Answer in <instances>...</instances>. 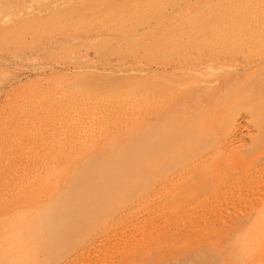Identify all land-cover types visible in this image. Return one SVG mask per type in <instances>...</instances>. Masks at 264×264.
I'll list each match as a JSON object with an SVG mask.
<instances>
[{
  "label": "rangeland",
  "instance_id": "1",
  "mask_svg": "<svg viewBox=\"0 0 264 264\" xmlns=\"http://www.w3.org/2000/svg\"><path fill=\"white\" fill-rule=\"evenodd\" d=\"M52 1L51 0H0V32L2 34L4 32L3 37H2V34L0 33V39H1L0 41V47H1L0 49V264H60V262L61 264H63L64 260L66 261L67 259H71L74 256L75 251H76L75 249L77 248V246H79V244H81L79 240H83L82 238L77 239L76 236H72V235L68 237V235L65 236V234L63 233L64 235L62 234V236L65 239V241L63 238L62 239L56 238L55 244H52L53 242L50 243L53 246V249H52V246L49 245V242H46L48 241V239H46L45 237L46 241L43 240L42 236H46V235L40 229L41 228L40 221H43L45 211H46V208L43 210V207L47 205L45 198H46V195L48 194L46 193V191L48 192V190L46 188V184L44 181L46 180V178L49 177L48 174L53 175L55 171H56L55 173L56 176L62 175V173L57 172V170H58V165L63 163V160L65 157L61 155L60 149L58 148L64 143H66L67 145H70L73 143L72 140H70L72 138L70 137V135L73 134V130L75 131V133L78 131L79 132L81 131L82 134L84 133L83 139L87 140L86 141L87 143L91 141L93 144H101L104 146L106 144H108L106 146H118V145H121L122 143V144L131 146V144L136 145L135 144L136 139L141 140L142 137L144 138L146 137V139H144V140L148 139V141L145 142L146 145L145 143L144 144L141 143V144L148 146L149 143L151 144L153 143V141L149 142V140L151 139L153 140L154 135H156L155 139L156 137L159 138V141H160V138L161 139L164 138L163 135L165 133L163 134L161 130L165 132L168 129L169 131L167 130V132L169 134L167 132L166 134L171 135L172 133H175L176 135V134H180L179 133V131H181L180 126L182 127V125H183V129L185 132H186L185 130L186 128L187 130L194 131V132L189 131L191 133L189 134L192 135L191 137L193 140H190V136L187 135L186 133L185 134H186L187 141L184 136L183 137L180 136L181 134L179 135L180 140L177 138V136L175 137V135L174 137L175 139L177 138V140H175L173 136L168 137V135H165V137L167 136L168 138L166 137L165 139H163V143L161 141V145L159 146L162 148H165L168 146V148L171 149V147L175 148L180 145L182 146V144L184 145L185 143L187 146L190 147L191 146L190 143L195 144L196 142L197 144L196 145L193 144L190 150H191V153L203 154L206 157V160H205L206 163H204V167H203L205 171L202 174L203 176H201L202 178L200 177L201 178L200 181L201 182L203 181L201 186L205 187V189L203 187L205 192L208 190V192L210 193L206 192L207 194L206 195L204 191H201L203 189L199 185L196 189L190 191V193H188V197L190 196V198H193L194 200V201H191L193 203L190 204L191 206L192 204H194L192 207L188 205L189 209L191 207L190 211L186 206H184L185 201L182 200L180 195L176 196V198H174L173 200L162 199V203L164 204L165 203L168 204L172 201H175L176 203L175 206L177 205L178 207V209L176 208L177 211L176 210L175 211L177 212L178 216L175 215L172 218V220H169L168 222L167 221L164 222L163 220L161 221L159 219L157 221L158 225L153 224L154 225L153 228H150L151 226H149L148 224L145 225L146 223H144L143 225L142 224L137 225L139 227L141 226L145 230L141 229V227H140L141 229L140 230L138 229L139 227L137 228L135 226V228L137 229L134 228L135 230L133 229V231L136 232V230H138L136 233L132 231L133 227H128L127 229L124 230V233L126 232L128 237H126V234H124L123 236V234L120 233V235L118 234L116 236V239H115L116 241H114L113 239L109 241V243L105 242L103 244H99L98 245L99 248L93 246V244H90L91 247L88 246V248L90 249L87 250L86 248L87 246H85L84 250L85 248L86 250L85 251L83 250L82 252L83 255L80 254L78 256H75V258L70 260V262H72L71 264H164V263L166 264L167 263L168 264H176V263L177 264L178 263L179 264H192L191 262H193L194 260H197L200 263L205 261L206 263H209V264H264V214H263L264 208L260 210L262 214L259 213L260 211L252 212V214L247 216L246 218L239 219L240 217H242V213L244 212L243 211L244 208L241 210L243 206H251V204L254 205L255 204L254 201L256 202V198H258L259 196L264 197V192H263L264 190H262L264 189L263 188L264 185L262 182L259 183V182L254 181L253 184H255L257 187L253 185L252 183H249L248 185L245 186L244 184L245 182L243 181L244 177L241 176V174L239 173V169L241 172V171L247 170L251 166V164L253 166L255 164H258V166H260L261 163L264 162V140H263L264 139V125H263L264 124V118H263L264 112L263 110H261V113L260 112L258 114L256 113L253 116L251 115L244 116V114L243 115L240 114L241 116L245 117L244 120L246 119L245 122L242 121L244 123V125L242 123V127H241L242 133L240 131H235L233 129H232V132L228 131L229 128H231L230 121L234 113H236L238 110L242 111V109H244L246 105H250V103L257 104L258 102H262V100L264 99V96H263L264 94L261 93L264 91H260L261 89H264V88L262 85L258 84L259 82L262 83L263 81L257 79V78H260V76L258 77V75L256 79L254 77V75H256L255 73L258 74L259 72H260L259 73L260 75H264L263 73L264 71L262 70V68L264 67H261L264 65V61H263L264 53H262L264 51L262 50L261 52L260 50L261 48L264 49L263 48L264 39H260L262 43L259 41V38L264 37V26H263L264 18L262 19V17L264 16L263 14L264 13V3H263V6L262 4H260L264 2V0H257V2L256 0H249L251 2H248L247 0L246 3L243 2L245 0H240L241 3L242 2L244 3V4L242 3L243 5L239 2V0H237V2L236 0H230V1L226 0L227 2L224 0H219V2L218 0H180V1L179 0L178 1L177 0H170V1L169 0H165V1L164 0H156V1L155 0H138V1L137 0H132V1L130 0L128 1L127 0H107V1L106 0H103V1L101 0H55L53 2ZM124 1L131 2V3L130 4L126 3V4H129V5H126L124 4L125 3ZM229 3L231 6H229ZM259 4L262 6V8H259L260 7ZM218 5H220L219 12L217 9ZM247 5H249V7L252 6L253 8L250 7L249 9ZM254 5H257L256 7L259 8L260 10L256 9ZM54 7H57V8H54ZM62 7L64 8V10H62L63 9ZM239 7L241 8L239 9ZM245 7H247L249 10L246 11L247 8ZM225 8H227V10H223ZM251 8L253 11L251 10ZM73 9L75 11L76 10L78 11L79 9L80 13L79 11L75 12ZM194 10L196 12H194ZM234 10L235 12L237 11L235 13L236 15H234ZM255 10L257 11L258 16H256V18H253V15L254 14L256 15ZM65 11L68 14H66ZM122 11L125 13H123ZM132 11H133V14H132ZM258 11H259V14L261 12L260 14L261 18L259 17L260 15L258 14ZM43 12L46 13V15ZM55 13H56V16H55ZM70 13L72 14L70 15ZM244 13L246 15L251 13V15L249 14L250 15L249 17L252 16V18L249 19L248 16L246 17ZM207 14L209 16H207ZM218 14L220 15V17ZM60 15H62V17ZM216 15L218 18L216 17ZM243 15L245 16V19ZM213 16L215 18H213ZM231 16H233V18H230L231 20L230 21L229 17ZM207 17H210L212 20H210V18H207ZM240 17H242L243 20H241L242 18L240 19ZM20 18L22 19L23 22L21 21ZM224 19H227V20H224ZM256 19L257 21L258 20L260 21L256 23V21H254ZM244 20L247 22L246 24H250V25L252 24L251 28L249 25L246 26L245 24H240V23H243ZM261 20L263 22H261ZM35 21L38 24H36ZM249 21H251V23H249ZM54 22H55V25H54ZM173 22L174 24H172ZM62 23H64L66 26ZM122 23L124 24V26ZM119 24L120 25L122 24V25L120 26ZM170 24L173 25L174 28L171 27ZM183 24L186 25L187 27L186 26L184 27ZM221 24H223V26L226 25L225 28ZM232 24L235 25L234 27H236L237 25L238 27H236V29L238 30H236L235 28L233 29ZM177 25L182 28L181 31H180V28L177 27ZM218 25H221L220 28H218L219 27ZM256 25H258L259 27H257ZM8 26H10L11 28ZM239 27L242 30H240ZM253 27H257L258 30L260 29L261 31L255 30L257 28H253ZM13 28L16 29V31L13 30ZM50 28L52 31L50 30ZM221 28L222 29L224 28L222 32H221L222 30ZM247 28H250V29H247ZM146 29L148 30L146 31ZM177 29H179V31ZM226 29L227 31L225 32ZM245 30H248V31L253 30L254 32L253 31L247 32ZM161 31L163 33H161ZM184 32L186 33V35H189L185 37L187 39L184 38V35H185ZM195 32L196 34L197 33L198 34L196 35ZM210 33H212L211 36H210ZM248 33L252 35H249ZM6 34L7 36L9 35L8 36L9 38L8 37L6 38ZM151 34H154V35L152 36ZM219 34H221L222 36H220ZM242 34H244V37ZM247 34L249 36H246ZM150 35L152 36L151 38H150ZM168 35L171 37V39ZM208 35L210 38H208ZM215 35H218L219 37ZM180 36H181V40H179ZM190 36H191V39L188 38ZM232 36H234V39ZM173 37H175V39H173ZM197 38L198 40L200 41L202 40V41L201 42L198 41ZM215 38L217 41L215 40ZM235 38L236 40H238V42L240 41L241 44L239 42L240 45H237L238 47L235 44H234L235 45L234 47L233 46L230 47L231 44L234 43L232 39L235 40ZM255 38L256 40H254ZM144 39L146 41L148 39L149 42L151 43H149L148 41H147L148 43L147 42L145 43ZM172 39L175 40L174 43ZM209 39L214 40V43H215L214 46H213L212 40L209 41L208 43L207 40ZM226 39L229 41H227ZM182 40L184 41V43ZM141 41H144V44H142L143 42ZM196 41H198L199 43ZM221 41H223L224 44ZM250 41H253L256 44L255 46L256 48H258L257 45H261L260 46L261 48L259 47L260 49H254L255 47L251 45L254 43L253 42L251 43ZM73 42L74 44L76 43L75 44L76 46L73 44ZM229 42L230 43L232 42V43L230 44ZM238 42L236 41L235 43L238 44ZM247 42H250V44L248 43L246 47L245 44ZM12 43L14 45H12ZM17 43L18 45H16ZM135 43L137 45H135ZM155 43L156 45H154ZM165 44L168 45L170 49ZM173 44H176V45L174 46ZM209 44H210V47H207L209 46ZM225 44L227 47L225 46ZM248 45L249 46L251 45V46L248 48ZM66 46H67V49L70 46L68 52L67 50L66 52L64 50L66 49L64 48ZM58 47L59 48L62 47V49H58ZM136 47L137 48L139 47V48L136 50ZM252 47L254 51H252L251 49ZM124 48H126V50ZM152 48H154L156 51ZM245 48L248 51L245 50ZM183 49H184V52H183ZM240 49H243L245 53L241 51ZM144 50H147V51H144ZM257 50H260V51H257ZM151 51L152 53H154L153 55L150 54ZM251 51L254 54H252ZM197 54L199 55V57H197L198 56ZM258 54L260 55L257 56ZM158 56H160L161 58ZM258 57L260 59H263L262 60L263 62ZM257 63L258 65H256ZM239 64L240 65L242 64V65L239 66ZM250 64L254 66L252 67ZM261 71L263 72L261 73ZM250 72L254 74L253 75L254 78L250 77V75L252 76ZM128 73H129V76H131L130 78L128 76ZM248 75L250 78L248 77ZM246 76L248 78L247 79L248 82L245 79ZM114 79L117 81H115ZM261 79L264 80V76ZM255 80H259V82L256 83ZM109 81H111V84ZM144 83L145 84L147 83L146 85L148 89L146 85H144ZM239 83L242 85H240ZM83 84H86L87 86ZM106 84H108V87L106 86ZM250 84L251 85L255 84L253 86H255L257 89H255L254 87H251ZM92 85H94V87ZM243 85H246V87H243ZM260 86H262V88ZM105 87L107 88V91L112 90L111 92L113 95L111 94L110 91L106 92V90L104 89ZM135 88L138 91H136ZM195 88H197V90ZM103 89H104V92L102 93ZM131 89H134L135 91L132 90L131 92ZM87 90H89L88 93L91 92L90 95H87L88 94ZM82 91H84L85 93ZM98 92H100L101 94H105L106 92V95H104V97L101 94L97 95ZM140 92L143 93L142 98L133 97L137 94H140ZM256 92L257 94L259 93L258 96ZM77 93H82V96L81 94H77ZM252 93L256 94L255 99L258 98L259 99L257 100L258 102H254L252 99L247 101V99L253 96ZM244 94H246V96H244ZM94 95H96V97H94ZM120 95H123V96H120ZM217 95H218V99H217ZM99 96L102 98H100ZM210 97L211 98L216 97L217 100H215L214 98L211 99ZM196 98H198L200 101L203 100L202 103L206 102L205 105L202 104L203 108L208 105H210V107L212 106V108H209V107L204 108V110L205 109L207 110L208 108L211 109L209 111L205 110L207 113L209 112L210 116L209 114L205 115L207 113L204 112V110H200L201 108L198 109L200 111H198L197 109L193 107L187 109L188 107L186 106V104L188 103L189 99L194 100ZM242 98L245 100V102L243 101V103L241 102ZM234 101L236 102L237 105L236 104L234 105L235 103ZM228 102L229 104L227 106ZM223 104H225V106ZM181 105H185L187 108L186 107L184 108H186L187 111L184 110V108L182 110ZM232 105L233 107H231ZM93 107H95L96 109ZM190 109L194 111L193 113H196V115L195 114L190 115L192 113V112L191 113L188 112V110L190 111ZM195 110H197L198 113L195 112ZM62 111L64 112L62 113ZM90 111L93 114L94 113L95 114L93 116L89 115ZM87 112H88V114H86L87 116L82 118L81 122H80V119L78 122L77 120L75 122V117L77 116V114L82 115L83 113H87ZM172 112H174L175 115H173L174 113ZM203 112H204L205 118L206 116H209L207 117L209 118V120L202 118L203 119L202 121L200 119V117H204L202 115ZM142 113L143 114L146 113V114L143 116ZM185 113L186 114L188 113L191 116V119L192 117L194 118V120L196 119L194 123L192 121H189L190 119L189 120L186 119V117H189L188 114L186 116H181L182 114H185ZM225 113L226 114L228 113V114L226 115ZM54 114H55V117L53 118L52 116H54ZM137 114L138 116L136 117ZM141 114H142V117H140ZM147 114H149L150 116L148 117ZM177 114L178 115L180 114L181 117H179ZM197 115H200L199 117L200 121H197L198 120ZM162 116L165 119H162L161 118ZM175 116H178V117H175ZM253 117L255 118L257 117L256 121H255V118ZM50 118H53V120ZM69 118L70 119L74 118V120H70ZM91 119L93 120L91 121ZM112 119L114 121H112ZM173 119L174 120L178 119V120L174 121ZM253 119H254L253 124L255 126L250 122V120H253ZM182 120L183 121L188 120V121L187 123L182 122L180 123L181 125L178 126L177 123L181 122ZM66 121L70 122V124L68 123L69 127H71V125L72 126L74 125V126L71 127L72 129L69 128L71 129L70 133H67L66 135H63L62 138H59L56 135V132L62 128L64 129L68 127L66 126L67 125ZM84 121L85 123H83ZM172 121L174 124L171 123ZM258 121H262L263 123L260 122L261 123L260 124ZM190 122L193 125L192 124L190 125ZM195 122L199 126L200 124H204L200 126L201 130L200 129L193 130V127L195 128L198 127V126L196 127L197 124H195ZM223 122L226 124H224ZM255 122H257V124H255ZM53 123L54 124L57 123V125L56 124L54 125ZM248 123H251L252 127H247V126H251V124H248ZM126 125L131 126V127H126ZM162 125H164V128ZM92 126H96V127L93 129ZM202 126H204L205 128ZM245 126H246L247 131L245 130ZM176 127L178 130L176 129ZM188 127H191V128L188 129ZM89 128H91V130ZM251 128H254L253 132L250 131L252 130ZM101 129H103L104 131L107 130L106 131L107 134ZM204 129H207V130H204ZM176 130L178 133H176ZM150 131H152L155 134H153ZM226 131H228L229 133L227 132L228 134H226ZM144 132L147 133L148 137L143 136ZM199 132L200 134L198 135ZM233 132L234 134L231 137ZM116 133L117 134L119 133L118 136L115 135ZM158 133L162 134L161 135L162 137ZM193 133H194V136H193ZM201 133L203 135L206 133L205 135L209 140L205 137V135L204 136L201 135ZM102 134L103 136L104 135L105 136L104 138L100 137L101 138L100 140L99 135L102 136ZM136 134H139L142 137L138 138L139 136H137ZM195 135H196V138L201 137V139L200 140L195 139ZM239 135H240V138H239ZM242 135L243 137L245 135L248 139L247 138L241 139ZM110 136L111 137L115 136V137L111 138ZM235 136H238V137H235ZM95 137L97 138V140L95 139L96 141L94 140ZM237 138L240 139L239 142H237L238 141ZM51 139L54 140V143ZM251 139L254 141H251ZM98 140L100 141L98 142ZM179 141L181 142L179 143ZM204 142L206 143L205 146L203 145ZM233 142L234 143L236 142V143L234 144ZM50 143L53 145H51ZM197 145L198 146L200 145V146L198 147ZM201 146L204 148H202ZM196 147L198 149H196ZM168 155L167 157L165 155H161V158H163L165 162L174 161V160L178 161L180 159L179 158L180 155L177 152L175 153L171 152ZM73 158L74 156L71 157V160ZM46 160L51 161V164H47ZM34 172L36 175L34 174ZM36 182L38 183L36 184ZM32 184H35V185L32 186ZM44 184L45 186H43ZM258 185L259 187L261 186V188H259ZM249 186H251V188ZM206 187H207V190H206ZM200 192L201 194H199ZM37 193H38V196H36ZM214 193H217V194L214 195ZM202 194H205V195L203 196ZM39 195H41L40 199H38ZM240 195L241 196L243 195L244 197H241ZM199 197H201L203 200H201V198ZM181 201H184V204L181 205V203H183ZM199 204L200 206H198ZM165 208H167V206ZM178 211L180 212V214ZM186 211L189 213L191 212V214H189L190 218H188L189 221L187 219L188 216L184 217L185 215H187L185 213ZM34 212H37V214L40 212L39 218L41 217V212H42V218L40 221H38L39 223L36 220V218H38L36 216L38 215H36V213ZM181 213L183 215H181ZM253 213L255 215H253ZM256 213L258 214L256 215ZM33 215L34 216L36 215L35 218ZM32 218H33V221H32ZM185 218L187 220H185ZM237 220H239L238 223H237ZM33 222L34 223L36 222L37 225H34ZM30 223H32L33 225ZM167 225H169V227ZM170 225H171V228H170ZM143 226H145L146 228L148 226L149 230L151 231H149L148 229L146 230V228ZM250 226L251 228L249 229L248 227ZM29 227L30 229L31 227H33L34 229L36 228V229L33 231V228H32L31 232L28 233ZM37 227L40 230H38ZM130 228L131 230H129L128 232L127 230ZM154 229H156L155 234L153 231ZM252 229L253 231H251ZM36 230L38 232H35ZM142 230L146 231L145 232L146 234L149 232L147 234L149 236L152 232L151 236L148 237ZM172 230L174 232H172ZM162 231L164 232L165 235L163 234L161 235ZM169 231L171 233H169ZM27 233L28 234L33 233L31 234V236L34 235L35 233L34 235L35 238H33V236L32 238L31 237L27 238L29 237ZM128 233H131V235ZM137 233L139 235H143V237L141 238V236L137 235ZM166 233L172 234L174 238ZM175 233L179 237V239L172 241L171 239L176 238V235H174ZM251 234L252 235L255 234L257 238L256 237L253 238ZM158 235H161L162 239ZM167 235H168V239L167 237H165ZM163 236L165 238V241L163 239ZM248 236H250V238H248ZM251 237L253 238V240H251ZM26 239L27 240L30 239V240L26 241ZM153 239L155 240V242H153ZM156 239L158 241L160 240V242L158 243ZM70 240L73 241L71 242V244H69ZM57 241L58 242L60 241V243L58 244L59 246L57 245ZM241 241L243 243H241ZM61 242H63L64 244L66 243L65 244L66 247L64 249H63L64 246L62 247L63 243ZM46 243H48L46 245L47 247H45ZM75 244H76V247H75ZM67 245L69 247H67ZM253 245L254 247L252 248L251 246ZM245 246H247L248 248ZM93 247H95L94 250H93ZM44 249L46 250L44 251ZM43 251L47 252V255L48 254L51 255L52 258L50 259L49 258L50 256L45 257L46 254L44 255ZM51 251H53L52 253H54V255L49 253ZM58 251H61L62 256H61V253ZM32 252H33V255H32ZM57 252L60 253L59 257H58ZM43 255L45 258H43ZM208 257L210 259H208ZM167 259L168 260L170 259V260L166 262ZM29 260L31 261V263ZM41 260H44V261L42 262ZM175 260H177V262ZM70 262H68L67 264H70Z\"/></svg>",
  "mask_w": 264,
  "mask_h": 264
},
{
  "label": "bare ground",
  "instance_id": "2",
  "mask_svg": "<svg viewBox=\"0 0 264 264\" xmlns=\"http://www.w3.org/2000/svg\"><path fill=\"white\" fill-rule=\"evenodd\" d=\"M52 1V0H51ZM53 1H55V0H53ZM52 1V2H53ZM101 1H103V0H101ZM107 1V0H106ZM128 1V0H127ZM130 1H132V0H130ZM138 1V0H137ZM156 1V0H155ZM165 1V0H164ZM170 1V0H169ZM178 1V0H177ZM180 1V0H179ZM224 1H226V0H224ZM227 1H230V0H227ZM226 1V2H227ZM246 1L247 0H245V1H243V2H245L246 3ZM125 2V1H124ZM133 2H135V1H133ZM148 2V1H147ZM218 2H219V0H218ZM225 2V3H226ZM232 2V1H231ZM236 2H237V0H236ZM235 2V3H236ZM239 2L241 3V1L239 0ZM242 2V3H243ZM248 2H251V1H249L248 0ZM256 2H257V0H256ZM260 2V1H259ZM49 3H50V1H49ZM62 3V2H61ZM72 3V2H71ZM104 3H105V1H104ZM126 3H131V2H125L124 4H126ZM137 3V2H136ZM155 3H157V2H155ZM165 3V2H164ZM164 3H162V4H164ZM177 3V2H176ZM179 3V2H178ZM241 3V4H242ZM255 3V2H254ZM263 3L264 2H262V3H260V4H262V6H263ZM67 4V3H66ZM65 4V5H66ZM73 4V3H72ZM109 4V3H108ZM129 4H126V5H129ZM221 4V3H220ZM244 4V3H243ZM242 4V5H243ZM256 4H258V3H256ZM259 4V5H260ZM41 5V4H40ZM64 5V6H65ZM68 5V4H67ZM112 5V4H111ZM126 5H124V6H126ZM137 5H139V4H137ZM156 5H158V4H156ZM185 5V4H184ZM217 5V4H216ZM233 5V4H232ZM235 5V4H234ZM252 5H253V3H252ZM259 5H258V7H259ZM62 6V5H61ZM73 6V5H72ZM163 6V5H162ZM200 6H202V5H200ZM204 6V5H203ZM219 6L220 5H218L217 7V9H218V12L220 11L219 10ZM229 6H231L230 5V3H229ZM239 6V5H238ZM255 7L257 6V5H254ZM262 6L260 5V7L259 8H262ZM76 7V6H75ZM85 7V6H84ZM83 7V8H84ZM114 7V6H113ZM126 7H128V6H126ZM125 7V8H126ZM134 7V6H133ZM138 7V6H137ZM140 7H141V5H140ZM150 7V6H149ZM154 7H155V5H154ZM161 7V6H160ZM164 7V6H163ZM198 7V6H197ZM236 7V6H235ZM242 7V6H241ZM241 7H239V9L241 8ZM247 7L250 9V7H252V6H250L249 7V5H247ZM247 7H245V8H247ZM54 8H57V7H54ZM63 8V7H62ZM82 8V9H83ZM130 8V7H129ZM128 8V9H129ZM157 8V7H156ZM162 8V7H161ZM199 8V7H198ZM246 9V11L247 10H249V9ZM253 8V7H252ZM252 8H251V10H252ZM259 8H257L256 7V9H259ZM147 9V8H146ZM154 9V8H153ZM213 9V8H212ZM232 9V8H231ZM234 9V8H233ZM57 10V9H56ZM62 10H64V8L62 9ZM70 10V9H69ZM74 10V9H73ZM72 10V11H73ZM118 10V9H117ZM125 10V9H124ZM168 10H170V9H168ZM197 10V9H196ZM202 10H203V8H202ZM223 10H227V8H225V9H223ZM238 10V9H237ZM245 10V9H244ZM243 10V11H244ZM250 10V11H251ZM260 10V9H259ZM263 10V9H262ZM33 11H35V10H33ZM32 11V12H33ZM51 11H52V9H51ZM60 11V10H59ZM75 11V10H74ZM78 11H79V9H78ZM77 10L75 11V12H78ZM116 11V10H115ZM127 11V10H126ZM138 11V10H137ZM162 11V10H161ZM200 11V10H199ZM243 11H242V13H243ZM253 11V10H252ZM256 11V10H255ZM47 12V11H46ZM62 12V11H61ZM60 12V13H61ZM119 12H120V10H119ZM123 12V11H122ZM194 12H196L195 10H194ZM193 12V13H194ZM203 12V11H202ZM212 12H213V10H212ZM233 12V11H232ZM237 12V11H236ZM235 10H234V15H236L235 13ZM239 12V11H238ZM34 13V12H33ZM44 13V12H43ZM64 13V12H63ZM65 13L66 14H68L66 11H65ZM79 13H80V11H79ZM123 13H125V12H123ZM127 13V12H126ZM206 13V12H205ZM217 13V12H216ZM222 13V12H221ZM227 13V12H226ZM253 13V12H252ZM45 15H46V13H44ZM54 14V13H53ZM72 13H70V15H71ZM78 14V13H77ZM117 14V13H116ZM132 14H133V11H132ZM191 14V13H190ZM202 14V13H201ZM209 14H210V12H209ZM230 14H232V13H230ZM229 14V15H230ZM245 14V13H244ZM250 15H251V13H249ZM246 15V17L248 16V18L249 19H251L252 18V16L251 17H249L250 15ZM258 14H259V11H258ZM260 14H261V12H260ZM259 14V15H260ZM264 14V13H263ZM262 14V15H263ZM51 15V14H50ZM49 15V16H50ZM59 15V14H58ZM80 15V14H79ZM140 15V14H139ZM156 15V14H155ZM214 15V14H213ZM219 15V14H218ZM228 15V14H227ZM253 15V14H252ZM255 15V14H254ZM254 15H253V18H256V16H258L257 15V11H256V15H255V17H254ZM32 16H34V15H32ZM37 16H39V15H37ZM48 16V17H49ZM53 16V15H52ZM51 16V17H52ZM55 16H56V13H55ZM61 17H62V15H60ZM65 16V15H64ZM63 16V17H64ZM66 16H68V15H66ZM73 16V15H72ZM119 16V15H118ZM191 16H193V15H191ZM202 16V15H201ZM206 16V15H205ZM207 16H209L208 14H207ZM244 16V15H243ZM36 17V16H35ZM111 17V16H110ZM127 17V16H126ZM138 17V16H137ZM157 17V16H156ZM185 17H187V16H185ZM216 17H217V15H216ZM219 17H220V15H219ZM237 17V16H236ZM260 18H261V15L259 16ZM39 18V17H38ZM47 18V17H46ZM53 18H55V17H53ZM57 18H58V16H57ZM67 18V17H66ZM72 18V17H71ZM84 18V17H83ZM120 18V17H119ZM130 18V17H129ZM190 18V17H189ZM204 18H206V17H204ZM207 18H210V17H207ZM211 18H212V16H211ZM210 18V20H212ZM213 18H215L214 16H213ZM218 18V17H217ZM222 18V17H221ZM224 18V17H223ZM230 18H233V16H231V17H229V20H230ZM239 18V17H238ZM242 17H240V19H241ZM259 18V19H260ZM264 18V16L262 17V19ZM21 19V18H20ZM61 19V18H60ZM63 19V18H62ZM121 19V18H120ZM201 19V18H200ZM220 19V18H219ZM244 19H245V16H244ZM257 19H258V17H257ZM257 19L256 20H254V21H256V23L258 22V21H260V20H258L257 21ZM34 20V19H33ZM37 20V19H36ZM45 20V19H44ZM54 20H56V19H54ZM66 20V19H65ZM125 20V19H124ZM198 20H199V18H198ZM207 20V19H206ZM215 20V19H214ZM224 20H227V19H224ZM238 20V19H237ZM241 20H243V18L241 19ZM247 20V19H246ZM21 21H22V19H21ZM30 21V20H29ZM41 21V20H40ZM53 21V20H52ZM58 21V20H57ZM67 21V20H66ZM65 21V22H66ZM108 21V20H107ZM132 21V20H131ZM147 21V20H146ZM221 21V20H220ZM231 21V20H230ZM235 21H236V19H235ZM240 21V20H239ZM245 21V20H244ZM244 21H243V23H240V24H245L246 26L247 25H249L250 26V28H251V25L250 24H246L247 22L245 21V23H244ZM248 21V20H247ZM263 21H264V19H263ZM262 20H261V22H263ZM23 22V21H22ZM26 22V21H25ZM37 22H39V21H37ZM43 22V21H42ZM61 22H62V20H61ZM64 22V23H65ZM71 22V21H70ZM143 22V21H142ZM155 22V21H154ZM158 22V21H157ZM198 22V21H197ZM222 22V21H221ZM224 22H226V21H224ZM260 22V23H261ZM34 23V22H33ZM35 23H36V21H35ZM41 23V22H40ZM50 23V22H49ZM64 23H62V24H64ZM88 23V22H87ZM134 23V22H133ZM144 23V22H143ZM168 23V22H167ZM199 23V22H198ZM217 23V22H216ZM219 23V22H218ZM234 23V22H233ZM249 23H251V21H249ZM254 23V22H253ZM255 23V24H256ZM264 23V22H263ZM262 23V24H263ZM10 24V23H9ZM24 24V23H23ZM36 24H38V23H36ZM67 24V23H66ZM123 24V23H122ZM121 24V25H122ZM127 24V23H126ZM136 24H137V22H136ZM142 24V23H141ZM172 24H174V22L172 23ZM176 24H178V23H176ZM185 24V23H184ZM183 24V25H184ZM188 24V23H187ZM225 24V23H224ZM227 24V23H226ZM229 24H230V22H229ZM8 25V24H7ZM11 25V24H10ZM52 25V24H51ZM54 25H55V22H54ZM65 25V24H64ZM72 25V24H71ZM74 25V24H73ZM120 25V24H119ZM120 25V26H121ZM129 25V24H128ZM135 25V24H134ZM139 25V24H138ZM137 25V26H138ZM143 25V24H142ZM155 25V24H154ZM180 25V24H179ZM202 25H204V24H202ZM222 26H223V24H221ZM221 25H218V26H216V27H218V28H220V26ZM233 26V29L235 28L236 29V27H238L237 25H236V27H234L235 25L234 24H232ZM258 25H259V23H258ZM258 25H256L257 27H259ZM6 26V25H5ZM32 26V25H31ZM30 26V27H31ZM62 26V25H61ZM66 26V25H65ZM70 26V25H69ZM76 26H77V24H76ZM123 26H124V24H123ZM127 26V25H126ZM152 26V25H151ZM156 26V25H155ZM170 26L171 27H173V25H171L170 24ZM174 26H176V25H174ZM186 25H184V27H185ZM226 26V25H225ZM225 26H223L224 28H225ZM228 26V25H227ZM253 26H255V25H253ZM263 26H264V24H263ZM8 27H10V26H8ZM80 27H82V26H80ZM114 27V26H113ZM134 27V26H133ZM167 27H169V26H167ZM177 27L178 28H180V31H181V27H179L178 25H177ZM176 27V28H177ZM187 27V26H186ZM197 27V26H196ZM204 27V26H203ZM257 27H253V28H257ZM11 28V27H10ZM16 28V27H15ZM41 28V27H40ZM76 28V27H75ZM75 28H73V29H75ZM79 28V27H78ZM121 28V27H120ZM163 28H164V26H163ZM174 28V27H173ZM189 28V27H188ZM211 28H212V26H211ZM224 28L221 30V32L224 30ZM227 28V27H226ZM231 28V27H230ZM240 28V27H239ZM250 28H247V29H250ZM47 29V28H46ZM125 29V28H124ZM128 29V28H127ZM134 29V28H133ZM150 29H151V27H150ZM152 29H153V27H152ZM172 29V28H171ZM185 29H187V28H185ZM191 29V28H190ZM232 29V30H233ZM261 29H262V27H261ZM13 30H15L16 31V29H14L13 28ZM32 30V29H31ZM48 30V29H47ZM50 30H51V28H50ZM79 30V29H78ZM148 29H146V31H147ZM160 30V29H159ZM162 30V29H161ZM165 30V29H164ZM176 30V29H175ZM178 31H179V29H177ZM218 30V29H217ZM229 30V29H228ZM231 30V29H230ZM236 30H238V29H236ZM240 30H242L241 28H240ZM255 30H258V28L257 29H255ZM12 31V30H11ZM41 31V30H40ZM43 31V30H42ZM52 31V30H51ZM55 31H56V29H55ZM142 31V30H141ZM163 31V30H162ZM161 31V33H163ZM166 31V30H165ZM183 31H185V30H183ZM210 31V30H209ZM227 31V29L225 30V32ZM235 31V30H234ZM245 31H247V32H250V31H253V30H250V31H248V30H245ZM258 31H261L260 29L258 30ZM18 32V31H17ZM79 32V31H78ZM153 32V31H152ZM157 32V31H156ZM168 32H169V30H168ZM220 32V33H221ZM243 32V31H242ZM241 32V33H242ZM254 32V31H253ZM1 33V32H0ZM6 33V32H5ZM49 33V32H48ZM160 33V32H159ZM158 33V34H159ZM167 33V32H166ZM185 33V32H184ZM219 33V32H218ZM217 33V34H218ZM239 33V32H238ZM245 33V32H244ZM256 33H257V31H256ZM2 34V33H1ZM3 34H4V32H3ZM2 34V37L4 36ZM33 34H35V33H33ZM32 34V35H33ZM155 34V33H154ZM154 34H151L152 36L154 35ZM169 34V33H168ZM188 34H189V32H188ZM195 34H196V32H195ZM198 34V33H197ZM196 34V35H197ZM202 34V33H201ZM211 34L212 33H210V36H211ZM228 34V33H227ZM237 34V33H236ZM249 35H252V34H250V33H248ZM246 35V36H249V35ZM255 34V33H254ZM150 35V38L152 37ZM156 35V34H155ZM161 35V34H160ZM174 35V34H173ZM175 35H177V34H175ZM179 35H181V34H179ZM192 35V34H191ZM220 36H222L221 34H219ZM243 35V37H244V34H242ZM9 36V35H8ZM7 36V34H6V38L8 37ZM30 36V35H29ZM169 36V35H168ZM186 36H189V35H186V33H185V35H184V38L186 37ZM203 36H205V35H203ZM215 36H217V37H219L218 35H215ZM245 36V37H246ZM156 37V36H155ZM166 37V36H165ZM170 37V36H169ZM177 37H179V36H177ZM176 37V38H177ZM216 37V38H217ZM233 37V39H234V36H232ZM239 37H240V35H239ZM256 37V36H255ZM5 38V37H4ZM9 38V37H8ZM12 38V37H11ZM168 38V37H167ZM189 39H191V36L190 37H188ZM201 38V37H200ZM208 38H210L209 37V35H208ZM213 38V37H212ZM216 38H215V40H216ZM241 38H242V36H241ZM257 38V37H256ZM256 38L254 39V40H256ZM259 38V37H258ZM35 39V38H34ZM154 39V38H153ZM170 39H171V37H170ZM173 39H175V37H173ZM172 39V40H173ZM185 39H187V38H185ZM207 39V38H206ZM225 39V38H224ZM227 39H228V37H227ZM226 39V40H227ZM231 39V38H230ZM232 39V41H234V43H230L231 44V46L230 47H234L235 45L237 46V45H240L241 44V42H240V44H239V42H238V40H236V38H235V40H233ZM246 39V38H245ZM245 39H244V41H245ZM260 39H264V37L263 38H259V41H260ZM7 40V39H6ZM10 40V39H9ZM25 40V39H24ZM145 40V39H144ZM169 40V39H168ZM171 40V41H172ZM179 40H181V36H180V39ZM184 40V39H183ZM182 40V41H183ZM197 40H198V38H197ZM212 40V39H211ZM210 39L209 40H207L208 41V43H209V41H211ZM240 40V39H239ZM0 41H1V39H0ZM26 41V40H25ZM44 41V40H43ZM147 41L149 42V40L147 39ZM146 40H145V43L147 42ZM153 41V40H152ZM174 41L175 40H173V43H174ZM190 41V40H189ZM198 41H200V40H198ZM198 41H196V42H198ZM202 41V40H201ZM200 41V42H201ZM204 41V40H203ZM217 41V40H216ZM224 41V40H223ZM223 41H221L222 43H223ZM227 41H229V40H227ZM238 42V44H236L235 42ZM241 41H242V39H241ZM257 41H258V39H257ZM83 42V41H82ZM140 42V41H139ZM141 42H143L142 44H144V41H141ZM147 42V43H148ZM159 42V41H158ZM176 42H177V40H176ZM187 42V41H186ZM206 42V41H205ZM212 42H213V46H214V40H212ZM211 42V43H212ZM226 42V41H225ZM251 43L253 42V41H250ZM250 42H247L246 44H245V46L249 43L250 44ZM261 42V41H260ZM5 43V42H4ZM84 43V42H83ZM136 43H138V42H136ZM135 43V45H137ZM149 43H151V42H149ZM161 43V42H160ZM168 43V42H167ZM166 43V44H167ZM179 43H181V42H179ZM183 43H184V41H183ZM199 43V42H198ZM221 43V44H222ZM254 43V42H253ZM262 43V42H261ZM3 44V43H2ZM39 44V43H38ZM52 44V43H51ZM73 44H74V42H73ZM76 44V43H75ZM74 44V45H75ZM91 44H93V43H91ZM153 44V43H152ZM165 44V45H166ZM169 44V43H168ZM172 44V43H171ZM197 44V43H196ZM224 44V43H223ZM235 44V45H234ZM264 44V43H263ZM12 45H14L13 43H12ZM16 45H18V43L16 44ZM47 45V44H46ZM74 45H72V46H74ZM90 45V44H89ZM146 45V44H145ZM144 45V46H145ZM154 45H156V43L154 44ZM153 45V46H154ZM174 46L176 45V44H173ZM195 45V44H194ZM202 45H204V44H202ZM251 45H253V47H255L256 46V44L254 43V44H251ZM250 45V46H251ZM76 46V45H75ZM81 46H82V44H81ZM139 46V45H138ZM147 46V45H146ZM145 46V47H146ZM151 46V45H150ZM150 46H148V47H150ZM164 46V45H163ZM162 46V47H163ZM166 46H168V45H166ZM186 46V45H185ZM212 46V45H211ZM215 46H217V45H215ZM225 46H226V44H225ZM249 45H248V48L250 47ZM258 46V48H254V49H260L261 47V45H257ZM9 47V46H8ZM70 47V46H69ZM69 47H68V49H67V46L66 47H64V48H66V49H64L65 50V52H66V50H67V52L69 51ZM134 47V46H133ZM143 47V46H142ZM147 47V48H148ZM158 47V46H157ZM156 47V48H157ZM172 47V46H171ZM195 47V46H194ZM207 47H210V44H209V46H207ZM221 47V46H220ZM227 47V46H226ZM238 47V46H237ZM247 47V46H246ZM253 47L251 48L252 49V51H254L253 50ZM260 47V48H259ZM132 48V47H131ZM139 48V47H138ZM137 47H136V50L138 49ZM168 48L170 49V47L168 46ZM177 48V47H176ZM263 48H264V46H263ZM0 49H1V47H0ZM10 49V48H9ZM18 49V48H17ZM58 49H62V47H58ZM125 50H126V48H124ZM130 49V48H129ZM152 49H154V48H152ZM164 49V48H163ZM187 49V48H186ZM206 49V48H205ZM233 49V48H232ZM244 49V48H243ZM243 49H240L241 51H243L244 52V50ZM5 50V49H4ZM64 50H63V52H64ZM80 50V49H79ZM128 50V49H127ZM155 50V49H154ZM182 50V49H181ZM245 50H247L246 48H245ZM261 50V52H262V50L264 51V49H260ZM260 50H257V51H260ZM133 51V50H132ZM139 51V50H138ZM144 51H147V50H144ZM148 51H149V49H148ZM156 51V50H155ZM235 51V50H234ZM248 51V50H247ZM246 51V52H247ZM251 51V52H252ZM256 51V52H257ZM65 52H64V54H65ZM118 52V51H117ZM137 52V51H136ZM142 52V51H141ZM154 52V51H153ZM183 52H184V49H183ZM250 52V51H249ZM260 52V53H261ZM242 53V52H241ZM245 53V52H244ZM258 53V52H257ZM257 53H255V54H257ZM262 53H264V52H262ZM150 54H154V53H152V51H151V53ZM159 54V53H158ZM237 54V53H236ZM252 54H254L253 52H252ZM198 55V54H197ZM246 55V54H245ZM244 55V56H245ZM260 54H258L257 56H259ZM145 56V55H144ZM149 56V55H148ZM155 56V55H154ZM243 56V57H244ZM252 56V55H251ZM263 56V55H262ZM56 57V56H55ZM147 57V56H146ZM158 57H160V56H158ZM196 57V56H195ZM197 57H199V55L197 56ZM196 57V58H197ZM248 57V56H247ZM59 58V57H58ZM105 58V57H104ZM161 58V57H160ZM164 58H166V57H164ZM256 58V57H255ZM259 58V57H258ZM252 59V58H251ZM254 59V58H253ZM260 59V58H259ZM263 59H264V57H263ZM263 59H260L261 61L263 60ZM26 60V59H25ZM192 60V59H191ZM196 60V59H195ZM238 60V59H237ZM242 60V59H241ZM245 60V59H244ZM260 60H259V62H260ZM28 61V60H27ZM264 61V60H263ZM262 61V62H263ZM196 62V61H195ZM194 62V63H195ZM240 62V61H239ZM238 62V63H239ZM165 63V62H164ZM183 63V62H182ZM241 63H242V61H241ZM254 63V62H253ZM207 64V63H206ZM209 64V63H208ZM213 64V63H212ZM255 64V63H254ZM260 64V63H259ZM262 64V63H261ZM93 65V64H92ZM210 65V64H209ZM242 65V64H241ZM240 64H239V66H241ZM244 65V64H243ZM251 65V64H250ZM256 65H258V63L256 64ZM263 65V64H262ZM208 66V65H207ZM237 66V65H236ZM252 66V65H251ZM254 66V65H253ZM252 66V67H253ZM209 67V66H208ZM260 67V66H259ZM261 67H264V65L263 66H261ZM260 67V68H261ZM102 68V67H101ZM205 68H207V67H205ZM243 68V67H242ZM250 68V67H249ZM212 69V68H211ZM164 70V69H163ZM180 70V69H179ZM205 70H207V69H205ZM247 70V69H246ZM249 70V69H248ZM262 70L264 71V68H262ZM260 71V70H259ZM263 71H261V73L263 72ZM257 72V71H256ZM192 73V72H191ZM248 73V72H247ZM254 73V72H253ZM260 73V72H259ZM257 74V73H255L256 75H254V74H252L251 72H250V74H252V76L250 75V77H253V75H254V77H255V79H256V77H257V75H258V77L260 76V78H257V79H259V80H261V81H263L262 83H260L259 82V80H255L256 81V83H258V84H260V85H262L263 86V88H264V80H262L261 78L264 76V75H260V74ZM264 73V72H263ZM124 74V73H123ZM133 74V73H132ZM193 74V73H192ZM249 74V73H248ZM119 75H121V74H119ZM98 76V75H97ZM115 76V75H114ZM123 76V75H122ZM128 76H129V73H128ZM128 76H126V77H128ZM262 76V77H261ZM109 77V76H108ZM116 77V76H115ZM131 76H129V78H130ZM248 77H249V75H248ZM249 77V78H250ZM253 77V78H254ZM77 78H78V76H77ZM101 78H103V77H101ZM100 78V79H101ZM125 78V77H124ZM200 78H201V76H200ZM92 79V78H91ZM100 79H98V80H100ZM122 79V78H121ZM246 80L248 79L247 78V76H246V78H245ZM245 79H244V81H245ZM76 80V79H75ZM93 80H94V78H93ZM97 80V79H96ZM115 80V79H114ZM81 81V80H80ZM104 81H105V79H104ZM113 81V80H112ZM115 81H117V80H115ZM89 82V81H88ZM98 82V81H97ZM110 82V84H111V81H109ZM247 82H248V80H247ZM251 82H253V81H251ZM250 82V83H251ZM81 83V82H80ZM96 83V82H95ZM94 83V84H95ZM104 83V82H103ZM113 83V82H112ZM154 83V82H153ZM90 84V83H89ZM147 84V83H146ZM145 83H144V85H146ZM240 84V83H239ZM67 85V84H66ZM71 85V84H70ZM73 85V84H72ZM78 85V84H77ZM80 85V84H79ZM83 85H86V84H83ZM96 85V84H95ZM137 85H139V84H137ZM240 85H242V84H240ZM248 85V84H247ZM253 85H255V84H250V86L251 87H254L255 89H257L255 86H253ZM82 86V85H81ZM87 86V85H86ZM93 87H94V85H92ZM105 86V85H104ZM106 86L108 87V84H106ZM262 86H260L261 88H262ZM73 87V86H72ZM83 87V86H82ZM96 87H98V86H96ZM102 87V86H101ZM144 87V86H143ZM146 87H147V85H146ZM236 87V86H235ZM243 87H246V85H243ZM89 88V87H88ZM145 88V87H144ZM253 88V89H254ZM260 88V89H261ZM105 90H106V92H111L112 90H109V91H107V88L105 87L104 88ZM104 89L102 90V93L104 92ZM111 89V88H110ZM124 89V88H123ZM147 89H148V87H147ZM196 90H197V88H195ZM239 89V88H238ZM251 89V88H250ZM250 89H248V90H250ZM82 90V89H81ZM115 90V89H114ZM132 90H134V89H131V92H132ZM135 90L136 91H138L136 88H135ZM134 90V91H135ZM146 90V89H145ZM243 90V89H242ZM246 90V89H245ZM56 91V90H55ZM88 91L89 90H87V93H88ZM125 91V90H124ZM127 91V90H126ZM254 91V90H253ZM260 91H264V89H261ZM65 92V91H64ZM81 92V91H80ZM82 92H84V91H82ZM106 92H105V94H101L100 92H98L97 93V95L98 94H101V95H103V97H104V95H106ZM123 92V91H122ZM129 92V91H128ZM128 92H126V93H128ZM238 92H239V90H238ZM243 92V91H242ZM259 92V91H258ZM85 93V92H84ZM114 93V92H113ZM126 93H124V94H126ZM137 93H139V92H137ZM241 93V92H240ZM245 93V92H244ZM262 94H264V92H261ZM260 93V94H261ZM56 94V93H55ZM77 94H81V96H82V93H77ZM91 94V92L90 93H88L87 95H90ZM95 94V93H94ZM111 94H112V92H111ZM256 94H257V92H256ZM256 94H254V93H252V95L253 96H251L249 99H247V101H249L250 99H252L254 102H258L257 100H259L258 98H256L255 99V95ZM259 94V93H258ZM258 94H257V96H258ZM46 95V94H45ZM93 95V94H92ZM110 95V94H109ZM108 95V96H109ZM113 95V94H112ZM111 95V96H112ZM142 95H143V93L142 92H140V94H137V95H135V96H133V97H140V98H142ZM249 95V94H248ZM80 96V95H79ZM107 96V97H108ZM120 96H123V95H120ZM236 96V95H235ZM244 96H246V94H244ZM264 96V95H263ZM49 97V96H48ZM70 97V96H69ZM74 97V96H73ZM94 97H96V95H94ZM100 97V96H99ZM225 97V96H224ZM238 97V96H237ZM249 97V96H248ZM89 98H90V96H89ZM97 98H98V96H97ZM100 98H102V97H100ZM99 98V99H100ZM106 98V97H105ZM120 98V97H119ZM129 98V97H128ZM211 98V97H210ZM215 100H217L218 99V95H217V99H216V97H213ZM213 98H211V99H213ZM226 98V97H225ZM244 98V97H243ZM241 99V102L243 103V101L245 102V98L244 99ZM67 99V98H66ZM74 99V98H73ZM204 99H206V98H204ZM230 99V98H229ZM131 100V99H130ZM139 100V99H138ZM137 100V101H138ZM231 100V99H230ZM233 100V99H232ZM264 100V99H263ZM263 100H262V102H258L257 104H254V103H250V105H246V107H244V109H242V111L241 110H238L236 113H234V115H233V117H232V119H231V121H230V123H231V128H229V132H232V129L233 130H235V131H240L241 132V127H242V121H244L245 122V120H244V118L245 117H243V116H241L240 114H244V116H247V115H251V116H253L254 114H258L259 112L261 113V110H263V112H264V102H263ZM35 101V100H34ZM42 101V100H41ZM43 101H45V100H43ZM53 101V100H52ZM71 101V100H70ZM133 101V100H132ZM131 101V102H132ZM202 101L203 100H199L198 98H196V99H194V100H190L189 99V101H188V103L186 104V106L188 107H186L185 105H181V107H182V110H183V108L184 107H186L187 109H189V108H195V109H200V110H204V108H207V107H209V108H212V106L210 107V105H208V106H205L204 108H203V106H202V104H204L205 105V103L203 102L202 103ZM222 101V100H221ZM62 102V101H61ZM83 102H85V101H83ZM115 102V101H114ZM223 102V101H222ZM221 102V103H222ZM235 102V101H234ZM240 102V103H241ZM38 103H39V101H38ZM50 103V102H49ZM57 103V102H56ZM65 103V102H64ZM130 103V102H129ZM88 104V103H87ZM117 104V103H116ZM213 104V103H212ZM211 104V105H212ZM228 104H229V102L227 103V106H228ZM236 104V102L234 103V105ZM23 105V104H22ZM60 105V104H59ZM100 105V104H99ZM123 105V104H122ZM126 105V104H125ZM196 105V106H195ZM207 105V104H206ZM224 106H225V104H223ZM237 105V104H236ZM36 106V105H35ZM54 106V105H53ZM57 106V105H56ZM119 106V105H118ZM133 106H135V105H133ZM191 106V107H190ZM219 106H220V104H219ZM226 106V107H227ZM47 107V106H46ZM109 107H110V105H109ZM231 107H233V105L231 106ZM235 107V106H234ZM93 108H95V107H93ZM98 108V107H97ZM130 108V107H129ZM186 108H184V110H186ZM205 109L206 111H209V110H211V109ZM54 109V108H53ZM58 109H59V107H58ZM68 109V108H67ZM96 109V108H95ZM16 110V109H15ZM84 110V109H83ZM91 110V109H90ZM106 110V109H105ZM195 110V112H197L198 113V111H200V110ZM204 110V112H206ZM21 111V110H20ZM24 111V110H23ZM31 111V110H30ZM45 111V110H44ZM81 111V110H80ZM89 111V110H88ZM94 111V110H93ZM109 111H111V110H109ZM123 111H125V110H123ZM162 111H164V110H162ZM187 111V110H186ZM17 112H18V110H17ZM57 112V111H56ZM64 111H62V113H63ZM146 112V111H145ZM188 112L189 113H191L190 115H192V114H195L196 115V113H193L194 111H192L191 109H190V111L188 110ZM204 112H203V116L204 117H200V115H197L196 117H197V121H200L199 120V117H200V119L203 121V119L202 118H205V115H208L209 114V112L207 113V114H205L204 115ZM262 112V113H263ZM21 113V112H20ZM42 113V112H41ZM82 113V112H81ZM147 113V112H146ZM145 113V114H146ZM172 113H174V112H172ZM200 113V112H199ZM201 113H202V111H201ZM231 113V112H230ZM38 114H39V112H38ZM44 114V113H43ZM58 114V113H57ZM68 114H70V113H68ZM86 114H88V112L87 113H83L82 115H80V114H77V116L75 117V122H76V120H77V122L79 121V119H80V122H81V119L82 118H84L85 116H87ZM95 114V113H94ZM91 111H90V113H89V115H94ZM97 114V113H96ZM115 114V113H114ZM131 114V113H130ZM143 114V113H142ZM142 114H141V116L140 117H142ZM145 114H143V116L145 115ZM159 114V113H158ZM169 114H170V112H169ZM188 114V113H187ZM186 113L185 114H182L181 116H186L187 115ZM226 114V113H225ZM224 114V115H225ZM228 114V113H227ZM226 114V115H227ZM48 115V114H47ZM64 115V114H63ZM98 115V114H97ZM148 115V117L150 116L149 114H147ZM172 115V114H171ZM173 115H175V113L173 114ZM178 115V114H177ZM189 114H188V116L189 117H186V119H190L189 121H192L193 123H194V121L196 120H194V118L192 117V119H191V116H190ZM213 115V114H212ZM260 115V114H259ZM62 116V115H61ZM60 116V117H61ZM68 116V115H67ZM67 116H65V117H67ZM74 116V115H73ZM72 116V117H73ZM99 116V115H98ZM97 116V117H98ZM134 116V115H133ZM138 116V114L136 115V117ZM166 116V115H165ZM179 117H181L180 116V114L178 115ZM178 116H175V117H178ZM194 116V115H193ZM209 116H210V114H209ZM209 116H206V118L205 119H208L209 120V118H207V117H209ZM256 116H258V115H256ZM261 116V115H260ZM53 118L55 117V114H54V116H52ZM91 117V116H90ZM168 117V116H167ZM166 117V118H167ZM224 117V116H223ZM53 118H50V119H52L53 120ZM58 118H59V116H58ZM64 118V117H63ZM101 118V117H100ZM125 118H126V116H125ZM131 118V117H130ZM147 118V117H146ZM151 118V117H150ZM149 118V119H150ZM158 118V117H157ZM162 119H165L163 116L161 117ZM169 118V117H168ZM173 118H174V116H173ZM253 118H255V117H253ZM257 118V117H256ZM256 118H255V121H256ZM263 118H264V116H263ZM56 119H57V117H56ZM67 119V118H66ZM70 119V118H69ZM93 119H95V118H93ZM93 119H91V121L93 120ZM114 119V118H113ZM112 119V121H114ZM129 119V118H128ZM134 119V118H133ZM148 119V118H147ZM171 119V118H170ZM183 119H184V117H183ZM212 119V118H211ZM249 119V118H248ZM36 120V119H35ZM70 120H74V118L73 119H70ZM123 120V119H122ZM130 120V119H129ZM132 120V119H131ZM151 120V119H150ZM149 120V121H150ZM160 120V119H159ZM174 120V119H173ZM175 120H178V119H175ZM174 120V121H175ZM188 120H182L181 122H179V123H177V125L178 126H180L181 124L180 123H182V122H186L187 123V121ZM224 120V119H223ZM228 120V119H227ZM33 121V120H32ZM51 121V120H50ZM89 121V120H88ZM125 121V120H124ZM140 121V120H139ZM152 121H153V119H152ZM155 121V120H154ZM263 121V120H262ZM262 121H258L259 123L260 122H262ZM8 122V121H7ZM56 122V121H55ZM67 122V121H66ZM116 122V121H115ZM160 122V121H159ZM208 122V121H207ZM226 122V121H225ZM250 122L253 124L254 123V119L253 120H250ZM57 123H58V121H57ZM57 123H55L56 125H57ZM64 123V122H63ZM68 123L70 124V122L68 121L67 122V125L66 126H68L67 128H62V129H60V130H58L57 132H56V135L59 137V138H62V136L63 135H66L67 133H70L71 131V127H73L72 125H71V127H69V125H68ZM83 123H85V121L83 122ZM89 123H91V122H89ZM114 123V122H113ZM112 123V124H113ZM136 123V122H135ZM171 123H173V121L171 122ZM189 123V122H188ZM199 123V122H198ZM210 123V122H209ZM224 123V122H223ZM246 123H247V121H246ZM245 123V124H246ZM251 123H248V124H251ZM263 123V122H262ZM54 124V123H53ZM54 124V125H55ZM66 124V123H65ZM95 124V123H94ZM174 124V123H173ZM183 124H185V123H183ZM192 123L190 122V125H191ZM195 124H197L196 122H195ZM195 124H194V126H195ZM224 124H226V123H224ZM247 124V125H248ZM252 124H251V126H247V127H252ZM255 124H257V122H255ZM261 124V123H260ZM87 125V124H86ZM104 125V124H103ZM156 125V124H155ZM161 125V124H160ZM189 125V124H188ZM189 125V126H190ZM193 125V124H192ZM201 125H204V124H200V126ZM243 125H244V123H243ZM254 125V124H253ZM264 125V124H263ZM262 125V126H263ZM65 126V125H64ZM65 126V127H66ZM83 126H84V124H83ZM163 126V128H164V125H162ZM176 126V125H175ZM199 128H198V127ZM200 126L197 124L196 125V127L197 128H195V127H193V130H195V129H200L201 130V128H200ZM207 126V125H206ZM246 126H245V130H246ZM255 126V125H254ZM253 126V127H254ZM89 127V126H88ZM93 127V129L96 127V126H92ZM115 127H117V126H115ZM126 127H131V126H127L126 125ZM133 127H134V125H133ZM151 127V126H150ZM157 127V126H156ZM186 127V126H185ZM202 127H204V126H202ZM208 127H210V126H208ZM207 127V128H208ZM69 128H71V129H69ZM76 128H78V127H76ZM75 128V129H76ZM82 128V127H81ZM100 128V127H99ZM125 128V127H124ZM143 128V127H142ZM159 128V127H158ZM166 128V127H165ZM169 128V127H168ZM175 128V127H174ZM189 128H191V127H188V129ZM205 128V127H204ZM244 128V127H243ZM258 128H260V127H258ZM263 128V127H262ZM48 129V128H47ZM84 129V128H83ZM90 130H91V128H89ZM88 129V130H89ZM126 129V128H125ZM176 129H177V127H176ZM211 129V128H210ZM252 130H250V131H252L253 132V129L254 128H251ZM54 130V129H53ZM79 130V129H78ZM82 130V129H81ZM88 130H86V131H88ZM101 130H103V129H101ZM122 130H123V128H122ZM130 130V129H129ZM168 130V129H167ZM167 130L165 131V132H163V130H161L162 131V133L164 134L163 135V137L164 138H160V141H159V138L158 137H156V139H155V136L156 135H154V138H153V140L151 139V140H149V142H152L153 141V143L151 144V143H149V145L148 146H145L146 145V141H148V139L147 140H144V139H146V137L144 138V137H142V136H140L139 134H136L137 136H139L138 138H141L142 137V139L141 140H139V139H136L137 141H139V142H137L136 140H135V144L136 145H132L131 144V146H129V145H125V144H122L121 143V145H118V146H106V145H108V144H106L105 146L104 145H101V144H93L91 141L89 142V143H87L86 141L87 140H85V139H83L84 138V133L82 134L81 133V131L79 132H76L75 133V131L73 130V134H71L70 135V137H72L70 140H72V144H70V145H67L66 143H64V144H62L61 146H59V148L58 149H60V152H61V155L63 156V157H65L64 158V160H63V163H61V164H59L58 165V170H57V172H59V173H62V175L61 176H56V171H55V173L53 174V175H50V174H48L49 175V177H48V175H47V177L48 178H46V180L44 181L45 182V184H46V188H47V190H48V192L46 191V193H48L47 195H46V203H47V205L46 206H44L43 207V210L46 208V211H45V215H44V219H43V221H40L41 220V218H42V212H41V217L39 218V216H40V212L37 214V212H34V213H36V215H38V216H36V217H38V218H36V220H37V222L38 221H40V225H41V230L44 232V234L46 235V236H42L43 237V240L44 241H46V239H48V241H46V242H49V245L50 246H52L50 243H52V244H55L56 243V238H59V239H62L63 238V236H62V234L64 233L65 234V236L66 235H68V237H70V235H72V236H76L77 237V239L78 238H82L83 240H79L80 241V243L81 244H79V246H77V248L75 249L76 251H75V254H74V256L71 258V259H67L66 261L64 260V262H63V264H67L68 262H70V260H72L73 258H75V256H78V255H80V254H82V252H83V250H84V247L85 246H87L86 248H87V250L88 249H90V248H88V246H90V244H93V246H95V247H98L99 248V244H103V243H105V242H108L109 243V241H111V240H113L114 239V241H116L115 239H116V236L119 234L120 235V233L121 234H123V236H124V234H126V237H128L127 236V233L125 232L124 233V230L125 229H127L128 227H133L132 228V231H133V229L135 228V226L138 228L139 226H137V225H143L144 223H146L145 225H149V226H151L150 228H153V224H157L158 222V220L160 219L161 221L163 220L164 222L165 221H169V220H172V218L175 216V215H177V209H178V207H177V205L175 206V201H172V202H170V203H162V199H169V200H173L174 198H176V196H179L180 195V197L182 198V200H184L185 201V205L184 206H186L187 208H188V205L189 206H191L190 204L191 203H193V202H191V201H194L193 200V198H190V196L188 197V193H190V191H192V190H194V189H196L197 187H198V185L200 186V187H202L201 185H202V182L200 181V179L202 178L201 176H203L202 174L204 173V163H206L205 162V160H206V157L203 155V154H198V153H191V146L194 144H192V143H190L191 144V146L189 147V146H187L185 143H184V145L182 144V146L180 145V146H177V147H175V148H172L171 146V149L170 148H168V146L167 147H165V148H162V147H160L159 145H161V141H162V143H163V139H165L166 137H165V135H168L169 133L167 132ZM178 130V129H177ZM177 130H176V133H178L177 132ZM180 130L181 131H179V133L181 134H176L175 135V133H172L171 135H168V137L169 136H173L174 137V135H175V137L177 136V138L179 139V137L180 136H184L185 137V139H186V134L187 135H189L190 136V140H193L192 139V135H190L191 133L190 132H194V131H191V130H187V128L185 129L186 130V132L184 131V129H183V125H182V127L180 126ZM184 131V133H183V131ZM199 130V131H200ZM202 130H203V128H202ZM204 130H207V129H204ZM209 130V129H208ZM218 130H219V128H218ZM243 130V129H242ZM257 130V129H256ZM30 131V130H29ZM104 131V130H103ZM107 131V130H106ZM106 131H104L105 133H106ZM113 131V130H112ZM144 131V130H143ZM169 131V130H168ZM188 131V132H187ZM190 131V132H189ZM197 131V130H196ZM210 131V130H209ZM228 131H226V134H228L229 132ZM244 131V130H243ZM247 131V130H246ZM249 131V132H250ZM260 131V130H259ZM19 132V131H18ZM22 132V131H21ZM24 132V131H23ZM102 132V131H101ZM115 132V131H114ZM122 132V131H121ZM150 132H152V131H150ZM166 132L168 133V134H166ZM174 132V131H173ZM208 132V131H207ZM214 132V131H213ZM217 132V131H216ZM228 132V133H227ZM256 132V131H255ZM27 133V132H26ZM41 133V132H40ZM91 133V132H90ZM103 133V132H102ZM135 133H137V132H135ZM153 133V132H152ZM186 133V134H185ZM190 133V134H189ZM204 133V132H203ZM242 133V132H241ZM245 133V132H244ZM257 133V132H256ZM261 133V132H260ZM28 134V133H27ZM45 134V133H44ZM51 134V133H50ZM52 134H53V132H52ZM104 134V133H103ZM103 134H102V136L101 135H99V139L101 140V138H104V136H103ZM107 134V133H106ZM109 134H110V132H109ZM119 134V133H118ZM118 134L116 133L115 135H117L118 136ZM121 134V133H120ZM153 134H155V133H153ZM159 134V133H158ZM196 134V133H195ZM200 134V132L198 133V135ZM206 134V133H205ZM204 134V135H205ZM209 134H210V132H209ZM233 134H234V132L232 133V135H231V137L233 136ZM237 134V133H236ZM246 134V133H245ZM252 134V133H251ZM254 134V133H253ZM49 135V134H48ZM113 135V134H112ZM150 135V134H149ZM160 136L162 135V134H159ZM180 135V136H179ZM197 135V134H196ZM196 135H195V139H201V135H203L202 133H201V135L200 136H198V137H200V138H196ZM203 135V136H204ZM89 136V135H88ZM134 136V135H133ZM143 136H147L148 137V135H147V133L146 132H144L143 133ZM159 136V137H160ZM193 136H194V133H193ZM202 136V137H203ZM214 136V135H213ZM255 136V135H254ZM257 136V135H256ZM56 137V136H55ZM91 137V136H90ZM101 137V138H100ZM111 137V136H110ZM115 137V136H114ZM114 137H111V138H114ZM153 137V136H152ZM152 137H150V138H152ZM162 137V136H161ZM167 137V138H168ZM175 137H174V139H175ZM188 137V136H187ZM205 137H206V135H205ZM209 137V136H208ZM219 137V136H218ZM235 137H238V136H235ZM64 138V137H63ZM149 138V139H150ZM171 138V137H170ZM177 138L175 139V140H177ZM189 138V137H188ZM207 138V137H206ZM226 138V137H225ZM230 138V137H229ZM239 138H240V135H239ZM243 138H247L245 135H244V137H243V135H242V138L241 139H243ZM44 139H45V137H44ZM87 139V138H86ZM89 139V138H88ZM97 140V138L95 137L94 138V140ZM110 139V138H109ZM156 141H155V140ZM173 139V138H172ZM183 139V138H182ZM208 139V138H207ZM212 139V138H211ZM233 139H234V137H233ZM248 139V138H247ZM52 140V139H51ZM91 140V139H90ZM95 140V141H96ZM100 140H98V142L100 141ZM103 140V139H102ZM180 140V139H179ZM204 140V139H203ZM209 140V139H208ZM215 140H217V139H215ZM230 140V139H229ZM236 140V139H235ZM237 142H239V140L240 139H238L237 138ZM246 140V139H245ZM264 140V139H263ZM53 141V143H54V140H52ZM141 141V142H140ZM142 141H144V142H142ZM157 141H158V143H157ZM172 141V140H171ZM186 141H187V139H186ZM195 141V140H194ZM207 141V140H206ZM205 141V142H206ZM214 141V140H213ZM232 141V140H231ZM251 141H254V140H252L251 139ZM49 142H50V140H49ZM86 142V143H85ZM114 142H115V140H114ZM160 142V143H159ZM181 141H179V143H180ZM191 142V141H190ZM199 142V141H198ZM201 142V141H200ZM204 142V146H205V143ZM243 142V141H242ZM258 142V141H257ZM38 143V142H37ZM96 143V142H95ZM103 143V142H102ZM138 143V144H137ZM141 143H145V145H143V144H141ZM157 143V144H156ZM167 143V142H166ZM168 143H169V141H168ZM175 143V142H174ZM186 143H188V142H186ZM209 143V142H208ZM222 143V142H221ZM234 143V142H233ZM236 143V142H235ZM234 143V144H235ZM8 144V143H7ZM41 144V143H40ZM39 144V145H40ZM51 144V143H50ZM49 144V145H50ZM56 144H57V142H56ZM114 144V143H113ZM133 144H134V142H133ZM154 144V145H153ZM189 144V145H190ZM197 143L195 142V144L194 145H196ZM215 144V143H214ZM250 144H251V142H250ZM46 145V144H45ZM51 145H53V144H51ZM111 145V144H110ZM166 145V144H165ZM169 145V144H168ZM210 145H212V144H210ZM244 145V144H243ZM247 145V144H246ZM198 146V145H197ZM200 146V145H199ZM198 146V147H199ZM222 146V145H221ZM220 146V147H221ZM242 146V145H241ZM245 146V145H244ZM253 146V145H252ZM164 147V146H163ZM179 147H181V148H179ZM202 147V146H201ZM200 147V148H201ZM210 147V146H209ZM202 148H204V147H202ZM240 148V147H239ZM18 149V148H17ZM42 149V148H41ZM48 149V148H47ZM196 149H198L197 147H196ZM223 149H225V148H223ZM250 149V148H249ZM40 150V149H39ZM51 150V149H50ZM194 150V149H193ZM193 150H192V152H193ZM45 151V150H44ZM58 151V150H57ZM195 151V150H194ZM196 151H198V150H196ZM200 151H201V149H200ZM33 152V151H32ZM171 152H177V153H179V160L178 161H169V162H171V163H169V162H165L164 160H163V158H161V155H165L166 157H167V155L168 154H170ZM189 152V153H188ZM221 152V151H220ZM245 152V151H244ZM248 152V151H247ZM14 153V152H13ZM31 153V152H30ZM42 153V152H41ZM219 154H221V153H219ZM246 154V153H245ZM37 155V154H36ZM40 155V154H39ZM60 155V154H59ZM55 156H56V154H55ZM72 156H74V158L71 160V157ZM169 156V155H168ZM28 157H30V156H28ZM48 157V156H47ZM59 157V156H58ZM174 157V156H173ZM177 157V156H176ZM5 158V157H4ZM25 158V157H24ZM51 158V157H50ZM165 158V157H164ZM209 158V157H208ZM214 158V157H213ZM168 159V158H167ZM171 159V158H170ZM258 160V159H257ZM263 160V159H262ZM27 161V160H26ZM35 161V160H34ZM37 161V160H36ZM47 161V164H51V161H48V160H46ZM40 162V161H39ZM43 162V161H42ZM53 163V162H52ZM257 163H259V162H257ZM261 163V162H260ZM31 164H33V163H31ZM225 164V163H224ZM254 164V163H253ZM27 165V164H26ZM53 165V164H52ZM237 165V164H236ZM235 165V166H236ZM224 166V165H223ZM56 167V166H55ZM54 167V168H55ZM251 167V168H250ZM247 170H244V171H241L240 172V169H239V173L241 174V176H243L244 177V184H245V186L246 185H248L249 183H252L253 184V182L254 181H256V182H262L263 183V185H264V162L263 163H261V165L260 166H258V164H255L254 166L251 164V166H250ZM18 169V168H17ZM51 169V168H50ZM49 169V170H50ZM52 169H53V167H52ZM222 170V169H221ZM31 171V170H30ZM21 172V171H20ZM48 172V171H47ZM52 172V171H51ZM38 173V172H37ZM13 174V173H12ZM34 174H35V172H34ZM36 175V174H35ZM58 175V174H57ZM36 177V176H35ZM201 177V178H200ZM10 178V177H9ZM45 179V178H44ZM209 180V179H208ZM20 181V180H19ZM241 181V180H240ZM34 182H35V180H34ZM43 182V181H42ZM43 182V183H44ZM201 182V183H200ZM242 182V181H241ZM255 182V183H256ZM17 183V182H16ZM23 183V182H22ZM31 183V182H30ZM38 182H36V184H37ZM199 183V184H198ZM45 184L43 185V186H45ZM31 185V184H30ZM33 185H35V184H32V186ZM253 185H255V184H253ZM262 185V186H263ZM210 186V185H209ZM212 186V185H211ZM256 186V185H255ZM38 187V186H37ZM204 187V186H203ZM203 187H202V189H203ZM248 187V186H247ZM250 188H251V186H249ZM257 187V186H256ZM258 187H259V185H258ZM36 188V187H35ZM253 188V187H252ZM259 188H261V186L259 187ZM264 188V187H263ZM33 189V188H32ZM204 189H205V187H204ZM201 190V191H204L205 192V190ZM256 189V188H255ZM9 190V189H8ZM36 190V189H35ZM46 190V189H45ZM206 190H207V187H206ZM233 190V189H232ZM246 190V189H245ZM258 190V189H257ZM262 190H264V189H262ZM200 191V190H199ZM211 191V190H210ZM37 192V191H36ZM206 192H208V190L206 191ZM206 192H205V194H206ZM216 192V191H215ZM232 192H234V191H232ZM240 192V191H239ZM251 192V191H250ZM254 192V191H253ZM264 192V191H263ZM34 193V192H33ZM45 193V192H44ZM43 193V194H44ZM198 193V192H197ZM208 193H210V192H208ZM243 193V192H242ZM36 194V193H35ZM41 194V193H40ZM42 194V195H43ZM199 194H201V192L199 193ZM199 194H198V196H199ZM205 194H202L203 196L205 195ZM215 194H217V193H214V195ZM245 194V193H244ZM259 194V193H258ZM207 195V194H206ZM210 195V194H209ZM247 195V194H246ZM36 196H38V193H37V195ZM40 196L41 195H39V197H38V199H40ZM44 196V195H43ZM241 196V195H240ZM249 196H250V194H249ZM241 197H244L243 195L241 196ZM32 198H34V197H32ZM199 198H201V197H199ZM215 198H216V196H215ZM219 198V197H218ZM228 198V197H227ZM201 200H203L202 198H201ZM200 200V201H201ZM35 201H36V199H35ZM184 201H181V202H183V203H181V205L182 204H184ZM197 202V201H196ZM230 203V202H229ZM254 205L253 204H251V206H243L242 208H241V210L244 208V212L242 213V217H240L239 219H243V218H246L247 216H249V215H251L252 214V212H259L262 208H264V197L262 196H259L258 198H256V202L254 201ZM172 204V205H171ZM44 205V204H43ZM42 205V206H43ZM169 205V206H168ZM180 205V204H179ZM194 204H192V206H193ZM225 205V204H224ZM223 205V206H224ZM229 205V204H228ZM41 206V207H42ZM167 206V208H165ZM191 206V207H192ZM198 206H200V204L198 205ZM182 207V206H181ZM191 207H190V209H191ZM177 208V209H176ZM231 208V207H230ZM34 209V208H33ZM189 209V208H188ZM190 209H189V211H190ZM35 210V209H34ZM43 210H41V211H43ZM176 210V211H175ZM48 211V212H47ZM188 211V210H187ZM185 212L187 215H185L184 217H186V216H188L187 217V219L188 218H190V216H189V214H191V212L189 213V212ZM263 211V210H262ZM32 212H33V210H32ZM179 212V211H178ZM242 212V211H241ZM184 213V214H185ZM231 213V212H230ZM259 213H261L262 214V212L260 211ZM179 214H180V212H179ZM258 213H256V215H257ZM263 214H264V212H263ZM181 215H183L182 213H181ZM253 215H255L254 213H253ZM34 216V215H33ZM32 216V217H33ZM35 216H34V218H35ZM178 216V215H177ZM182 217V216H181ZM183 217V218H184ZM256 217V216H255ZM255 217H253V218H255ZM179 218V217H178ZM260 218V217H259ZM30 219V218H29ZM28 219V220H29ZM186 218H185V220H187ZM31 220V219H30ZM29 220V221H30ZM35 220V219H34ZM35 220V221H36ZM177 220H179V219H177ZM182 220H184V219H182ZM235 220V219H234ZM32 221H33V218H32ZM176 221V220H175ZM188 221H189V219H188ZM234 222H236V221H234ZM239 222V220H237V223ZM24 223V222H23ZM28 223V222H27ZM34 223V222H33ZM39 223V222H38ZM163 223V222H162ZM174 223V222H173ZM172 223V224H173ZM25 224H26V222H25ZM24 224V225H25ZM30 224H32V223H30ZM160 224V223H159ZM165 224H167V223H165ZM170 224V223H169ZM33 225V224H32ZM31 225V226H32ZM34 225H37V223L35 222L34 223ZM39 225V226H40ZM158 225V224H157ZM26 226V225H25ZM168 227H169V225H167ZM166 226V227H167ZM249 226V225H248ZM35 227V226H34ZM141 227V226H140ZM140 227L138 228V229H140ZM143 227H145V226H143ZM157 227V226H156ZM164 227V226H163ZM167 227V228H168ZM32 228L33 227H31V229H30V227L28 228V233L29 232H31V230H32ZM38 228V227H37ZM137 228H135V229H137ZM146 228V227H145ZM155 228V227H154ZM170 228H171V225H170ZM173 228V227H172ZM249 229L251 228V226L250 227H248ZM36 229V228H35ZM34 228H33V231L35 230ZM39 228H38V230H40ZM134 229V230H135ZM141 229H143L142 227H141ZM140 229V230H141ZM149 230V228H148V226H147V228H146V230ZM157 229V228H156ZM156 229H154L153 231H154V234H155V230ZM129 230H131V228L130 229H128L127 231L129 232ZM139 230V231H140ZM143 230H145V229H143ZM142 230V231H143ZM138 230H136V232H137ZM141 231V232H142ZM149 231H151V230H149ZM246 231H247V229H246ZM251 231H253V229L251 230ZM35 232H38L37 230L35 231ZM131 232V231H130ZM133 232H135V231H133ZM135 232V233H136ZM144 233L146 232V231H143ZM142 232V233H143ZM163 232V231H162ZM161 232V235L163 234V235H165L164 234V232L162 233ZM172 232H174L173 230H172ZM27 233V234H28ZM132 233V232H131ZM131 233H128V234H130L131 235ZM143 233V234H144ZM149 233V232H148ZM147 233V234H148ZM169 233H171L170 231H169ZM248 233V232H247ZM31 234H33V233H31ZM31 234H28L29 235V237H27V238H32V236H33V238H35L34 237V235H35V233H34V235H32L31 236ZM63 234V235H64ZM146 234V233H145ZM144 234V235H145ZM146 234V235H147ZM151 234H152V232H151ZM151 234H150V236H151ZM153 234V235H154ZM166 234H168V233H166ZM246 234V233H245ZM244 234V235H245ZM249 234V233H248ZM25 235V234H24ZM137 235H139L138 233H137ZM152 235V236H153ZM161 235H158L159 237H161ZM168 235H170L171 237H173V235L172 234H168ZM168 235L167 236H165V237H167V239H168ZM174 235H176V233L174 234ZM241 235V234H240ZM255 234H251V236L254 238V237H256L257 238V236L255 235ZM61 236V237H60ZM139 236H141V238L143 237V235H139ZM148 237H150L149 235H147ZM169 236V237H170ZM242 236V235H241ZM45 237H46V239H45ZM158 237V238H159ZM251 237V240H253V238ZM174 238V237H173ZM244 238V237H243ZM248 238H250V236H248ZM38 239V238H37ZM64 239V238H63ZM160 239V238H159ZM161 239H162V237H161ZM163 239H164V241H165V238H164V236H163ZM166 239V240H167ZM171 239V238H170ZM177 239H179V237L176 235V238L175 239H171L172 241L173 240H177ZM242 239V238H241ZM247 239V238H246ZM28 240H30V239H28ZM27 239H26V241H28ZM68 240V239H67ZM170 240V241H171ZM240 240V239H239ZM33 241V240H32ZM64 241H65V239H64ZM156 241H158L157 239H156ZM163 241V240H162ZM243 241V240H242ZM241 241V243H243ZM31 242V241H30ZM35 242V241H34ZM43 242V241H42ZM71 242H73V241H71L70 240V243L69 244H71ZM153 242H155V240L153 239ZM160 242V240L158 241V243ZM38 243V242H37ZM60 243V241L58 242L57 241V245ZM61 243H63V242H61ZM79 243V242H78ZM107 243V244H108ZM122 243V242H121ZM246 243V242H245ZM251 243H252V241H251ZM25 244V243H24ZM48 243H46L45 244V247H47L46 245H47ZM66 244V243H65ZM64 243H63V245L62 244H60V245H62V247H63V249L66 247V245H65ZM77 244V243H76ZM76 244H75V247H76ZM117 244V243H116ZM254 244V243H253ZM33 245V244H32ZM43 245V244H42ZM56 245V246H57ZM252 245V244H251ZM30 246V245H29ZM50 246H48V247H50ZM59 246V245H58ZM243 246V245H242ZM241 246V247H242ZM40 247V246H39ZM67 247H69L68 245H67ZM74 247V248H75ZM91 247V246H90ZM95 247H93V250L95 249ZM245 247H247V246H245ZM252 248L254 247V245L253 246H251ZM15 248V247H14ZM30 248V247H29ZM41 248V247H40ZM55 248V247H54ZM60 248V247H59ZM86 248H85V250H86ZM248 248V247H247ZM262 248V247H261ZM52 249H53V246H52ZM244 249V248H243ZM40 250V249H39ZM38 250V251H39ZM42 250V249H41ZM46 249H44V251H45ZM67 250V249H66ZM72 250V249H71ZM84 250V251H85ZM101 250H102V248H101ZM242 250V249H241ZM247 250V249H246ZM245 250V251H246ZM250 250V249H249ZM25 251H26V249H25ZM43 251V253H44V255H45V257L46 256H50L49 258L51 259L52 258V256L51 255H47V252H44ZM48 251V250H47ZM62 251V250H61ZM61 251H58V252H60L61 253ZM165 251V250H164ZM53 251H51V252H49L50 254H52V255H54V253H52ZM57 252V253H58ZM64 252H65V250H64ZM63 252V253H64ZM42 253V254H43ZM60 253H58V257H59V254ZM74 253V252H73ZM73 253H72V255H73ZM229 253V252H228ZM36 254V253H35ZM41 254V255H42ZM66 254V253H65ZM112 254V253H111ZM192 254V253H191ZM190 254V255H191ZM32 255H33V252H32ZM38 255H39V253H38ZM40 255V256H41ZM44 255H43V258H45L44 257ZM71 255V256H72ZM83 255V254H82ZM81 255V256H82ZM207 255V254H206ZM28 256V255H27ZM31 256V255H30ZM61 256H62V253H61ZM201 257V256H200ZM199 257V258H200ZM204 257V256H203ZM61 258V257H60ZM167 258H168V256H167ZM190 258V257H189ZM202 258V257H201ZM32 259V258H31ZM34 259V258H33ZM196 259H197V257H196ZM203 259V258H202ZM208 259H210L209 257H208ZM54 260V259H53ZM80 260V259H79ZM170 260V259H169ZM168 259H167V261L166 262H168L169 261ZM174 260V259H173ZM180 260V259H179ZM190 260V259H189ZM204 260H206V259H204ZM213 260V259H212ZM30 261V260H29ZM33 261V260H32ZM42 262L44 261V260H41ZM59 261V260H58ZM176 262H177V260H175ZM203 261V260H202ZM207 261H209V260H207ZM214 261V260H213ZM50 262V261H49ZM170 262H172V261H170ZM188 262V261H187ZM191 262V261H190ZM189 262V263H190ZM205 261H203L202 263H200L199 261H197V260H194L193 262H191L192 264H209V263H204ZM212 262V261H211ZM30 263H31V261H30ZM35 263V262H34ZM45 263V262H44ZM72 262H70V264H71ZM173 263H175V262H173ZM60 264H61V262H60ZM164 264H166V263H164ZM168 264V263H167ZM177 264V263H176ZM179 264V263H178Z\"/></svg>",
  "mask_w": 264,
  "mask_h": 264
}]
</instances>
